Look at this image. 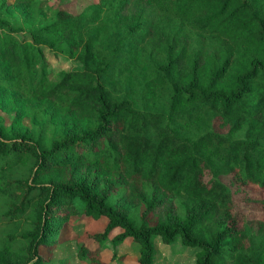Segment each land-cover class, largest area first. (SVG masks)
I'll return each instance as SVG.
<instances>
[{
    "label": "trees",
    "instance_id": "trees-1",
    "mask_svg": "<svg viewBox=\"0 0 264 264\" xmlns=\"http://www.w3.org/2000/svg\"><path fill=\"white\" fill-rule=\"evenodd\" d=\"M50 55L81 66L54 75ZM0 104V264L65 241L85 264H117L125 241L152 264L154 235L194 264H264V0H94L27 30L0 17ZM73 216L106 220L94 247L62 237Z\"/></svg>",
    "mask_w": 264,
    "mask_h": 264
},
{
    "label": "rangeland",
    "instance_id": "rangeland-1",
    "mask_svg": "<svg viewBox=\"0 0 264 264\" xmlns=\"http://www.w3.org/2000/svg\"><path fill=\"white\" fill-rule=\"evenodd\" d=\"M94 0H32L29 7L28 15L23 16L21 12L11 7V11L3 9V4L0 0V17L7 18L14 27H21L27 30L28 28L36 27L49 23L53 20L58 10L68 11L73 14L80 13L85 6L90 4ZM48 69L52 74L63 70L68 71L70 69L79 68L81 64L74 59L67 58L65 56H59L58 58L49 56L47 58ZM14 113L8 107L0 104V120L6 127L11 126ZM20 124L23 126L29 125L27 118H22ZM13 173L22 175L23 169L16 168ZM5 201L4 196H0V204ZM2 207H0L1 211ZM75 216L70 217L67 225H64L66 233H63L64 239L75 240L77 242H84L89 247H94L95 243L91 242L88 235L95 232L102 231L105 226L106 220L99 219H77V222L82 221L84 223L83 228H79L78 232L68 228V224L76 220ZM8 226L4 222L0 223V244L2 242V235L6 232ZM62 238V239H63ZM60 241V240H59ZM61 243V246L52 245V256L44 264H61L60 259L67 258V264H85L79 261L76 257L75 249L72 242L65 241ZM152 244V264H194V248L182 243L179 236H176L171 242H164L158 235L151 237ZM107 245H109L107 243ZM137 245L133 242L125 241L122 244L116 245L115 263L117 264H134V258L136 256ZM42 253H46V250H42ZM51 254V252H50ZM112 254L110 247L101 249L100 255L102 259L107 260Z\"/></svg>",
    "mask_w": 264,
    "mask_h": 264
}]
</instances>
